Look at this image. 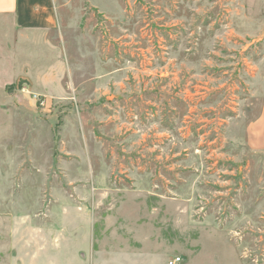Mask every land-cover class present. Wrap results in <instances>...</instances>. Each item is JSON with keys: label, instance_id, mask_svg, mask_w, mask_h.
<instances>
[{"label": "rangeland", "instance_id": "rangeland-1", "mask_svg": "<svg viewBox=\"0 0 264 264\" xmlns=\"http://www.w3.org/2000/svg\"><path fill=\"white\" fill-rule=\"evenodd\" d=\"M59 6L54 94L13 80L0 29V264L22 254L27 207L149 193L191 264H264V151L247 144L264 112V0Z\"/></svg>", "mask_w": 264, "mask_h": 264}, {"label": "crops", "instance_id": "crops-1", "mask_svg": "<svg viewBox=\"0 0 264 264\" xmlns=\"http://www.w3.org/2000/svg\"><path fill=\"white\" fill-rule=\"evenodd\" d=\"M62 2L0 0V29L18 67L12 78L26 80L35 91L54 94L50 87L63 74L56 43ZM247 132L248 146L264 151V112ZM160 203L149 193L130 194L112 207H99L98 199L93 207H27V239L11 264H168L177 256L184 259L179 264H191L176 252L174 219L169 213L161 218ZM36 210L44 211L31 214Z\"/></svg>", "mask_w": 264, "mask_h": 264}, {"label": "built area", "instance_id": "built-area-1", "mask_svg": "<svg viewBox=\"0 0 264 264\" xmlns=\"http://www.w3.org/2000/svg\"><path fill=\"white\" fill-rule=\"evenodd\" d=\"M39 105L43 106V103L39 101ZM181 261H182V259L179 256H177V257H174L173 259H171L168 262V264H179Z\"/></svg>", "mask_w": 264, "mask_h": 264}]
</instances>
